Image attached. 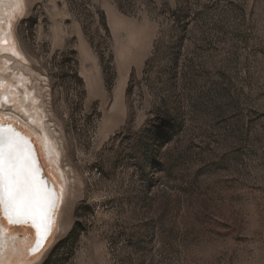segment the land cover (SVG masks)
<instances>
[{
    "label": "rangeland",
    "instance_id": "374dc122",
    "mask_svg": "<svg viewBox=\"0 0 264 264\" xmlns=\"http://www.w3.org/2000/svg\"><path fill=\"white\" fill-rule=\"evenodd\" d=\"M10 32L67 179L24 262L264 264V0H24Z\"/></svg>",
    "mask_w": 264,
    "mask_h": 264
},
{
    "label": "bare ground",
    "instance_id": "6f19581e",
    "mask_svg": "<svg viewBox=\"0 0 264 264\" xmlns=\"http://www.w3.org/2000/svg\"><path fill=\"white\" fill-rule=\"evenodd\" d=\"M24 7V0H0V102L14 103L16 110L21 116L14 115L22 123L26 124L39 136V140L28 136L20 128L13 125L14 122L0 119V139L11 140L18 147L21 155L25 157L30 165L31 172L41 192L48 198L46 219L44 226L38 234L31 221L25 225H9L4 214H0V264H27L24 262L25 255H34L47 244L58 220V211L63 202L64 185L67 179L60 167V149L52 136V129L46 121L47 115L35 92L28 88L29 79L23 73H15L21 66L20 62L14 67L9 66L10 59L1 56L6 52H12L16 57H22L20 51L14 44L10 27L12 18L20 13ZM11 43L4 47L3 42ZM11 72V73H10ZM10 73V74H9ZM9 74V75H6ZM39 129L40 131H37ZM39 141V142H38ZM38 144L41 151H45L47 161L52 170L60 174L62 182L47 175L43 165ZM66 188V187H65ZM49 219L51 223H49ZM4 220V222H3ZM39 223V221H37ZM29 229L33 234L31 243L27 236L13 234V229ZM16 232V231H15Z\"/></svg>",
    "mask_w": 264,
    "mask_h": 264
},
{
    "label": "snow or ice",
    "instance_id": "6c2138e0",
    "mask_svg": "<svg viewBox=\"0 0 264 264\" xmlns=\"http://www.w3.org/2000/svg\"><path fill=\"white\" fill-rule=\"evenodd\" d=\"M46 206L51 207L27 159L14 142L0 139V214H4L10 226H27L31 221L39 234L47 218Z\"/></svg>",
    "mask_w": 264,
    "mask_h": 264
}]
</instances>
